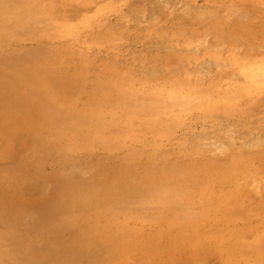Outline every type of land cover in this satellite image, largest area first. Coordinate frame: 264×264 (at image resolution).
Instances as JSON below:
<instances>
[{
    "label": "rangeland",
    "instance_id": "rangeland-1",
    "mask_svg": "<svg viewBox=\"0 0 264 264\" xmlns=\"http://www.w3.org/2000/svg\"><path fill=\"white\" fill-rule=\"evenodd\" d=\"M0 264H264V0H0Z\"/></svg>",
    "mask_w": 264,
    "mask_h": 264
}]
</instances>
